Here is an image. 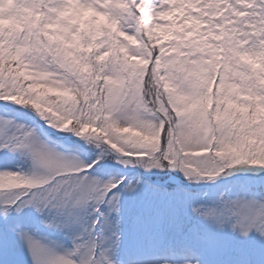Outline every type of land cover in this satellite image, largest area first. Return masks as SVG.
Instances as JSON below:
<instances>
[{"label": "snow or ice", "instance_id": "6c2138e0", "mask_svg": "<svg viewBox=\"0 0 264 264\" xmlns=\"http://www.w3.org/2000/svg\"><path fill=\"white\" fill-rule=\"evenodd\" d=\"M0 264H264V0H0Z\"/></svg>", "mask_w": 264, "mask_h": 264}, {"label": "rangeland", "instance_id": "374dc122", "mask_svg": "<svg viewBox=\"0 0 264 264\" xmlns=\"http://www.w3.org/2000/svg\"><path fill=\"white\" fill-rule=\"evenodd\" d=\"M21 111H22V110H21ZM16 163H22V162H20V161H17ZM21 166H22V167H24L25 165L21 164Z\"/></svg>", "mask_w": 264, "mask_h": 264}]
</instances>
